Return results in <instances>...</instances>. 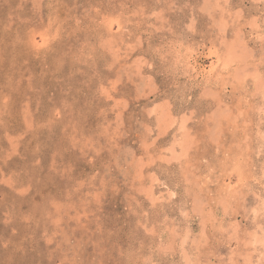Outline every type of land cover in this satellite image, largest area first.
<instances>
[{
    "label": "rangeland",
    "instance_id": "rangeland-1",
    "mask_svg": "<svg viewBox=\"0 0 264 264\" xmlns=\"http://www.w3.org/2000/svg\"><path fill=\"white\" fill-rule=\"evenodd\" d=\"M261 240L264 0H0V264H264Z\"/></svg>",
    "mask_w": 264,
    "mask_h": 264
},
{
    "label": "bare ground",
    "instance_id": "bare-ground-1",
    "mask_svg": "<svg viewBox=\"0 0 264 264\" xmlns=\"http://www.w3.org/2000/svg\"><path fill=\"white\" fill-rule=\"evenodd\" d=\"M200 56H201V55H200ZM225 60H226V59H225ZM262 85H263V84H262ZM261 133H262V132H261ZM180 141H181V140H180ZM182 141H183V140H182ZM182 141H181L180 143H182ZM177 142H178V141H177ZM183 147H184V146H183ZM180 158H181V157H180ZM258 193H259V192H258ZM262 240H263V239H262ZM262 240H261V241H262ZM262 242H264V241H262Z\"/></svg>",
    "mask_w": 264,
    "mask_h": 264
}]
</instances>
